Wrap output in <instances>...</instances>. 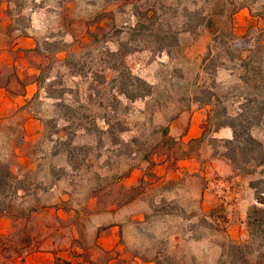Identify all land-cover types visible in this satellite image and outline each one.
Segmentation results:
<instances>
[{
    "label": "rangeland",
    "instance_id": "374dc122",
    "mask_svg": "<svg viewBox=\"0 0 264 264\" xmlns=\"http://www.w3.org/2000/svg\"><path fill=\"white\" fill-rule=\"evenodd\" d=\"M7 1L14 28H31L37 40L29 60L39 90L30 112L43 133L27 164L15 151L25 157V116L0 122V159L12 163L25 189L16 210L37 209L27 223L0 218V264L17 259H6L10 247L26 256L16 243L23 230L34 249H94L99 264H108L118 254L95 244L112 223L123 227L118 244L128 264H226L230 242L250 240L249 184L264 180V164L245 163L240 151L236 163L228 160L231 147L219 131L229 126L217 123L232 117L250 126L264 154V83L257 74L264 76V0H212L225 16L216 42L187 17V8H210L202 0ZM131 76L151 93L128 99L122 89L138 91ZM193 125L201 137L184 141ZM165 155L223 160L234 175L161 183L151 169ZM136 168L142 179L123 183ZM205 188L222 192L220 201L181 195ZM251 243L249 264H264V246Z\"/></svg>",
    "mask_w": 264,
    "mask_h": 264
},
{
    "label": "crops",
    "instance_id": "0c3cea01",
    "mask_svg": "<svg viewBox=\"0 0 264 264\" xmlns=\"http://www.w3.org/2000/svg\"><path fill=\"white\" fill-rule=\"evenodd\" d=\"M11 7V3L7 0H0V122L20 114L25 116L26 124L24 125V144L22 146L27 150L25 157L21 155L22 149L16 148L15 151L20 154V161L27 164L32 162L33 164L28 149L41 139L43 133L40 119L30 112V104L39 90L36 82L39 71L30 62L29 57L35 52L38 44L31 28H14V20L9 13ZM219 132L221 133L220 139H232L231 128L226 127ZM201 133L202 131L197 125H193L184 135L183 140L190 142L198 139L201 137ZM151 171L159 182L172 184L180 181L182 176L186 175L205 176L207 178H211L214 174L225 178L234 175L227 162L219 159L208 162L199 155L187 156L177 160H170L167 155L160 156L152 166ZM143 175L142 168L133 169L124 177L123 183L135 185L142 179ZM209 184L213 187L217 185L212 181ZM193 192L184 189L181 195H188L186 199H192V197L202 199L205 204L216 203L222 197L220 195L222 192L214 191L212 188H205L202 192L199 190L196 193ZM239 200L242 201L243 199L240 198ZM251 204H256L255 196ZM122 229L121 224L112 223L106 230L102 231L96 240L95 247L98 250L109 253L116 251L118 254L117 258H110L108 264H128L127 261H124L125 256L120 254L122 248L118 244V236ZM61 248L53 244L46 248L34 249L26 254L24 259H14L11 264H99L98 253L94 249L73 248L67 250L65 247Z\"/></svg>",
    "mask_w": 264,
    "mask_h": 264
},
{
    "label": "trees",
    "instance_id": "16d2710c",
    "mask_svg": "<svg viewBox=\"0 0 264 264\" xmlns=\"http://www.w3.org/2000/svg\"><path fill=\"white\" fill-rule=\"evenodd\" d=\"M194 4L197 6L199 1L201 0H192ZM206 4V6L210 5V8H196L194 10H189L187 8V17L192 19L194 22V29L203 28L210 32L213 36V41H218V33L222 30L220 29L219 23L221 22L224 16V12L219 9L217 4H212V0H202ZM217 5V6H216ZM148 14H144V16ZM148 20L153 18V14H149ZM232 14L230 19H232ZM194 19V21H193ZM97 39V37H95ZM212 48L209 47V51L211 52ZM230 50V48H229ZM210 54V53H209ZM232 57H236L233 55ZM238 57H241L240 54ZM257 74L261 77V82L264 83V76L259 69ZM131 80L137 84L138 91L131 92L127 88L122 89V93L126 95L128 99L135 100L138 98L146 97L149 93H151L150 85L144 81L143 79L135 76L130 77ZM36 98V97H35ZM34 98V99H35ZM229 126L233 132V139L226 140V145L230 146L231 153L225 155L228 160L232 163L237 162V152L245 155L244 162L245 163H255L257 166H262L264 164V154L260 152L262 148L261 143L256 140L250 133V126H243L242 123L237 124L236 118H229V120H225L223 122H218L217 127H225ZM241 137H243L244 141L240 142ZM245 137V138H244ZM243 143V144H241ZM242 145L240 147V145ZM228 149V148H227ZM249 157V158H247ZM22 180L16 174L13 169L12 163L6 162L0 159V218H8L12 221H24L25 223L29 222L31 219L32 213H37V209H31L29 214L26 213L22 207L18 208L20 210H16V203L20 199H24L22 193H25V189L21 186ZM264 185V180H259L258 182H251L250 188L255 190V201L256 204L253 205L247 216V232H246V240L249 241H231L228 245L227 249V263L226 264H249V255L253 253V244L251 241H258L259 247L264 246V188L259 189V186ZM25 229V228H24ZM3 239V238H1ZM31 236L26 231L19 235V240L16 243H22L25 245L23 249H25L26 254L30 251L34 250L32 244L30 242ZM38 249V248H35ZM10 251H13L11 253ZM7 260H13L14 258L24 259L25 255L23 252L16 250H12L9 248ZM24 252V253H25Z\"/></svg>",
    "mask_w": 264,
    "mask_h": 264
}]
</instances>
